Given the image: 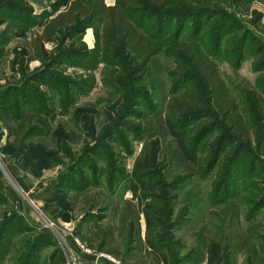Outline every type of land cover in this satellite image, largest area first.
<instances>
[{
    "label": "rangeland",
    "instance_id": "374dc122",
    "mask_svg": "<svg viewBox=\"0 0 264 264\" xmlns=\"http://www.w3.org/2000/svg\"><path fill=\"white\" fill-rule=\"evenodd\" d=\"M72 1L0 0V264H31L43 234L33 264H65L67 247L78 264H206L213 242L220 264H264V0H189L184 20H146L150 54L103 60L97 22L40 55L34 40ZM198 47L229 116L203 97L200 117H178L176 98L199 85L176 54ZM111 165L129 178L112 191ZM80 176L98 185L79 191Z\"/></svg>",
    "mask_w": 264,
    "mask_h": 264
},
{
    "label": "trees",
    "instance_id": "16d2710c",
    "mask_svg": "<svg viewBox=\"0 0 264 264\" xmlns=\"http://www.w3.org/2000/svg\"><path fill=\"white\" fill-rule=\"evenodd\" d=\"M125 12L131 13V15L134 13V16L141 18V24L135 23ZM188 15L189 0H117V4L111 7L106 6L103 0H73L66 10L54 15L34 42L38 44L36 50L39 51L40 55H45L47 54L43 46L45 42L51 41L54 38V40H57L55 43L64 45L67 40H70L77 34L83 33L88 27L100 22L102 29L101 48L105 54L103 60L113 63V61H119L120 58L122 59L126 56L138 55L144 52L147 53V51L149 54L153 52L154 47H152L146 35L148 30L144 29L146 20H153L157 17L163 19V21H178L180 19H186ZM223 27H225V24ZM162 29L164 28H161L160 31H162ZM249 44L250 40L248 38L244 36L240 38L238 42L239 50H233L238 56L237 59L234 58V62H236L235 65H239L241 54L245 49H248ZM183 49L184 48H182V50L177 49L179 51L176 54V59L186 64L188 68L190 67L195 75L194 78L198 81L199 87L186 88L184 93L179 96V98H176L179 109L178 117L187 120L200 117L201 114H199L200 112L197 105L202 103L203 97H206L209 107L215 110L216 117L220 115L219 113L229 116L232 110L229 108L230 102H228V104L227 100L224 102L225 97H227V90L225 84L218 75L217 68L208 60L199 47L195 50L193 48H189V50ZM217 49H215L216 52L219 51ZM149 54L145 57L148 58V60L152 57ZM1 95L2 94H0V96ZM168 129L173 137H175L186 157L194 161L195 155H191V150L187 147L184 132H176L174 124L170 121ZM105 173V180L110 191H112L114 185L117 183V179L121 182L129 181L128 176H125V174L114 172L112 165L109 172ZM67 177L66 174L62 176V185L66 182ZM71 182H73V180ZM61 183L59 190L65 193V184L61 187ZM74 183H77L76 180H74ZM91 185H98L97 179L91 178L90 180H86L80 176L78 177V186L76 188L80 191ZM129 188H133V186ZM60 201L61 199H58L57 202ZM64 202L65 200L62 201V204ZM52 203L56 202L53 200ZM12 219L15 220V216ZM9 221H12L11 218ZM46 238L48 239L49 236L43 234L40 238L35 240L38 245L32 248L34 254L30 253V256H28L32 261L31 264H33V259L42 248L41 244ZM50 244H52L50 241L49 243L46 242L43 247L49 246ZM31 254H33V256ZM57 255H59V251ZM222 259L223 251L221 246L214 242L211 243L206 264H220ZM162 261H166L165 256H162Z\"/></svg>",
    "mask_w": 264,
    "mask_h": 264
},
{
    "label": "built area",
    "instance_id": "2783aa9c",
    "mask_svg": "<svg viewBox=\"0 0 264 264\" xmlns=\"http://www.w3.org/2000/svg\"><path fill=\"white\" fill-rule=\"evenodd\" d=\"M65 264H78L77 256L70 247L65 250ZM95 264H118L110 255L107 254H95Z\"/></svg>",
    "mask_w": 264,
    "mask_h": 264
},
{
    "label": "crops",
    "instance_id": "0c3cea01",
    "mask_svg": "<svg viewBox=\"0 0 264 264\" xmlns=\"http://www.w3.org/2000/svg\"><path fill=\"white\" fill-rule=\"evenodd\" d=\"M21 185H23L24 187H26L27 186V182L25 180L24 181L22 180L21 181Z\"/></svg>",
    "mask_w": 264,
    "mask_h": 264
}]
</instances>
